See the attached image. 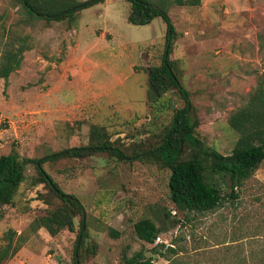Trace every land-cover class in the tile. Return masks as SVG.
I'll return each mask as SVG.
<instances>
[{"label": "rangeland", "instance_id": "374dc122", "mask_svg": "<svg viewBox=\"0 0 264 264\" xmlns=\"http://www.w3.org/2000/svg\"><path fill=\"white\" fill-rule=\"evenodd\" d=\"M200 1L169 5L175 29L169 57L189 92L195 134L228 154L238 137L228 117L264 77V0ZM128 12L127 1L105 0L76 13L72 23H26L17 0H0V49L10 41L25 47L20 67L7 81L0 78V155L43 158L45 172L83 206L73 232L30 231L36 215L26 209L44 214L37 195L46 189L30 185L37 174L28 163L27 181L11 204L0 205V248L9 230L16 231L13 240L21 238L18 251L0 264H74L81 220L87 233L83 264H125L138 253L155 264H226L235 254L227 248L234 239L264 248V161L235 188L237 199L229 197L228 176L211 174L224 195L214 211L182 212L171 202L170 170L144 153L160 144L185 101L170 89L149 106L144 67L161 62L166 24L156 17L151 24L133 25ZM93 125L107 131L125 159L107 152L45 158L89 144ZM144 217L160 229L153 243L134 232V222ZM108 227L119 235L111 236Z\"/></svg>", "mask_w": 264, "mask_h": 264}, {"label": "trees", "instance_id": "16d2710c", "mask_svg": "<svg viewBox=\"0 0 264 264\" xmlns=\"http://www.w3.org/2000/svg\"><path fill=\"white\" fill-rule=\"evenodd\" d=\"M25 14V22L32 20L74 22L75 14L84 8L105 0H17ZM129 3L126 20L133 25L150 24L154 18L161 17L166 24L165 50L161 62L148 65L144 69L148 74L147 102L151 107L159 104L161 98L170 89H176L185 101L183 107L176 108L171 124L162 141L153 149L144 153L150 154L162 167L170 170L168 188L171 202L175 208L187 213H207L218 208L224 199L221 188L212 180L211 174L228 176L231 182L229 197L237 199L235 188L249 179L260 163L264 161V77L260 79L243 105L232 111L228 117L229 126L238 137L230 153L223 154L210 148L195 134L197 121L190 116L189 92L181 83L169 53L174 40L175 29L168 14L170 4L199 5L200 0H125ZM0 49V78L7 81L9 75L18 69L25 49L21 43L17 47L13 41L4 43ZM162 103V102H161ZM163 104V103H162ZM91 142L84 146L70 147L47 155L48 160L62 157H86L96 152H107L112 156L125 159V154L115 147L107 131L93 125L90 131ZM137 156H141L140 153ZM43 158L20 157L16 152L0 155V205H9L21 183L27 181L25 167L33 163L36 176L30 178V185L43 184L46 193H39L37 199L45 205L42 209L28 207V213L36 216L29 224L30 231L43 228L51 236L62 229L75 230L74 218L82 215L83 206L75 195L65 193L54 179L43 169ZM39 208V207H38ZM82 219V217H81ZM137 237L147 243H153L160 232L151 218H140L133 224ZM108 233L117 237L119 232L108 227ZM16 231L9 230L4 234L5 245L0 248V263L13 255L20 248L21 238L13 240ZM87 237L81 220L73 252L74 264H83L80 250ZM232 258L226 264H264V248H252L250 242L241 238L234 239ZM246 246V245H248ZM249 248V250H247ZM169 251L175 249L170 246ZM248 251V252H247ZM250 253V255H249ZM125 264H155L149 258L136 254L127 259Z\"/></svg>", "mask_w": 264, "mask_h": 264}, {"label": "crops", "instance_id": "0c3cea01", "mask_svg": "<svg viewBox=\"0 0 264 264\" xmlns=\"http://www.w3.org/2000/svg\"><path fill=\"white\" fill-rule=\"evenodd\" d=\"M110 1H112V0H110ZM151 24V23H150Z\"/></svg>", "mask_w": 264, "mask_h": 264}]
</instances>
